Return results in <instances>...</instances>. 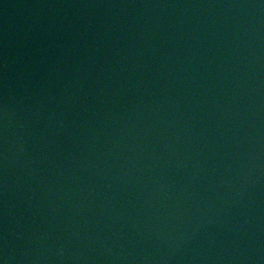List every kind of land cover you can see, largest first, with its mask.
Here are the masks:
<instances>
[{"label": "water", "instance_id": "1", "mask_svg": "<svg viewBox=\"0 0 264 264\" xmlns=\"http://www.w3.org/2000/svg\"><path fill=\"white\" fill-rule=\"evenodd\" d=\"M95 264H264V0H129Z\"/></svg>", "mask_w": 264, "mask_h": 264}]
</instances>
